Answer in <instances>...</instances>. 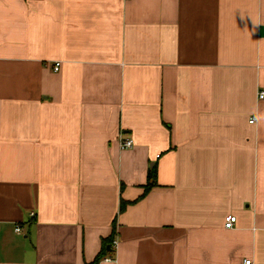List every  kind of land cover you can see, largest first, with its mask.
I'll use <instances>...</instances> for the list:
<instances>
[{"label": "crops", "instance_id": "0c3cea01", "mask_svg": "<svg viewBox=\"0 0 264 264\" xmlns=\"http://www.w3.org/2000/svg\"><path fill=\"white\" fill-rule=\"evenodd\" d=\"M260 90L264 0H0V264H264Z\"/></svg>", "mask_w": 264, "mask_h": 264}, {"label": "built area", "instance_id": "2783aa9c", "mask_svg": "<svg viewBox=\"0 0 264 264\" xmlns=\"http://www.w3.org/2000/svg\"><path fill=\"white\" fill-rule=\"evenodd\" d=\"M60 66H61L60 62L55 63L53 70L57 72L60 69ZM257 96H258V100L263 101L264 100V90H260L258 92ZM250 123L253 124L254 120L253 119L250 120ZM133 145H134V143H133L132 139H122L120 141V148L123 150L132 148ZM236 221H237L236 216H228L225 219V224H224L225 228L233 229L235 224H236ZM16 231H20V228H16ZM114 245H116V243H114ZM104 260L107 262H114L115 261L111 258H105ZM242 264H253V261L251 259H245Z\"/></svg>", "mask_w": 264, "mask_h": 264}, {"label": "trees", "instance_id": "16d2710c", "mask_svg": "<svg viewBox=\"0 0 264 264\" xmlns=\"http://www.w3.org/2000/svg\"><path fill=\"white\" fill-rule=\"evenodd\" d=\"M148 180H149V183L148 185L145 187V192L149 191V189L154 185L155 181H156V170H155V167L152 168L150 171H149V174H148ZM154 181V182H153ZM123 208V206H122ZM109 252L107 251V247L104 246L103 250L100 252V254L96 257V261L95 262H98L100 261L102 258H104L106 255H108Z\"/></svg>", "mask_w": 264, "mask_h": 264}]
</instances>
